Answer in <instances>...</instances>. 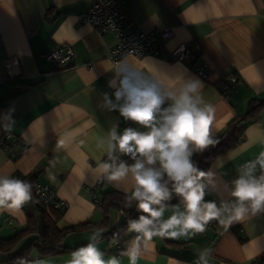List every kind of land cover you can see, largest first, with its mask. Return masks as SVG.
Here are the masks:
<instances>
[{
  "label": "crops",
  "instance_id": "1",
  "mask_svg": "<svg viewBox=\"0 0 264 264\" xmlns=\"http://www.w3.org/2000/svg\"><path fill=\"white\" fill-rule=\"evenodd\" d=\"M123 1L141 31L174 30L175 38L165 47L167 56L181 43L191 45L190 62L148 58L202 82L205 101L216 108L212 135L220 137L234 119L242 122V142L214 158L207 169L216 174V187L208 190L205 200L219 203L230 199L225 185L236 178L241 164L264 150V145L253 143L264 130V108L258 121L243 119L252 101H264V0ZM91 5V0H0V142L9 135L15 145L13 153L0 145V175H27L43 169L40 183L50 186L66 205L59 229L95 225L69 234L63 242L68 250L63 253L38 258L47 264H66L71 252L87 244L95 231L102 233L97 246L105 259L116 256L110 236L124 223V215L114 208L102 226L103 206L95 201L111 191L124 194L131 189L130 180L100 183L94 171L97 162L106 159L103 141L109 128L118 124L120 129L126 121L118 112L101 106L102 94L113 92L108 82L115 63L108 52L115 40L112 34L99 36L92 26L81 22ZM59 47H71L75 54L65 69H57L47 59ZM17 57L21 65L13 67L11 75L5 64ZM129 58L138 62V58ZM202 64L210 74L207 81L194 70ZM232 74L239 83L225 97L222 77ZM6 123H11L10 132L5 131ZM236 152L239 155L231 159ZM170 214L166 212L165 218ZM27 215L37 218L30 204L0 214V240L23 230ZM210 224L205 234L191 239L154 237L138 264H196L203 249L211 251L209 264H252L264 258V212L228 227L215 220ZM134 235L129 233L126 241ZM9 259L10 255L0 253V264H9ZM120 259L121 264H129L126 257Z\"/></svg>",
  "mask_w": 264,
  "mask_h": 264
},
{
  "label": "clouds",
  "instance_id": "2",
  "mask_svg": "<svg viewBox=\"0 0 264 264\" xmlns=\"http://www.w3.org/2000/svg\"><path fill=\"white\" fill-rule=\"evenodd\" d=\"M111 73L108 86L113 92L102 94L101 106L137 127L120 131L113 124L109 128L103 141L106 159L98 161L94 171L97 180L131 181L125 207L135 205L140 214L127 221V231L136 235L125 242L119 256L105 259L97 246L102 233L95 231L87 244L71 252L66 264H121L120 257L138 264L154 237L191 239L204 233L213 220L228 227L264 212V150L241 164L236 178L225 185L230 199L219 203L205 200L208 190L216 187V174L201 170L192 157L219 140L211 133L216 108L205 101L200 80L162 68L151 58H138L137 62L127 54L115 62ZM4 128L10 132L11 123ZM253 143L264 145V130ZM236 155L239 153L231 159ZM173 196L179 197L176 205L168 203ZM32 199L29 182L0 175V214L17 212ZM166 212L171 213L167 218ZM111 243H119L117 234ZM210 256V249H203L196 264H209ZM20 264L47 262L21 259Z\"/></svg>",
  "mask_w": 264,
  "mask_h": 264
},
{
  "label": "trees",
  "instance_id": "3",
  "mask_svg": "<svg viewBox=\"0 0 264 264\" xmlns=\"http://www.w3.org/2000/svg\"><path fill=\"white\" fill-rule=\"evenodd\" d=\"M239 83V79H238ZM264 108V101H252L249 105V110L246 116L243 118L246 120L258 121L260 114ZM242 122L239 119H234L231 125L226 131L222 133L220 137H217L219 143L214 146H209L202 153H197L193 160L197 163L198 167L207 171L212 160L222 154L229 153L234 150L237 145L242 142V133L239 132V126ZM4 136L0 145L8 152L13 153L15 145L12 138ZM20 155V154H19ZM16 156L15 159H17ZM43 174V169L36 168L35 171L24 175L14 174L11 177L25 180L32 185L33 199L28 204L35 207L37 211V218L33 215H27V224L23 230L17 231L12 238L0 240V253L5 252L10 255L8 260L9 264H20L21 259L35 260L38 258H44L55 254H61L63 251L68 250L64 245L65 238L75 231L85 230L88 226H95L94 224H81L75 225V227H68L59 229L58 221L62 217V214L66 210V206L56 207L54 205H47L45 199L35 192V185L41 184L40 179ZM103 206L105 222L102 226H105L108 221L109 212L118 208L122 210L124 215V223H122L111 234L112 241L114 234L118 235L119 242L125 246L126 238L130 232L127 231V221L129 219H135L140 214L135 205L130 208L125 207V193L122 194L118 191H111L110 193L103 194L100 198ZM170 205L178 204L179 197L173 196L172 200L168 202ZM25 241L21 247L20 243Z\"/></svg>",
  "mask_w": 264,
  "mask_h": 264
},
{
  "label": "built area",
  "instance_id": "4",
  "mask_svg": "<svg viewBox=\"0 0 264 264\" xmlns=\"http://www.w3.org/2000/svg\"><path fill=\"white\" fill-rule=\"evenodd\" d=\"M91 3V8L80 17V20L81 22L92 26L101 37L107 34L113 35L115 45L111 47L108 52L109 58L112 62L115 63L126 54L129 57L133 56L141 59L143 57L160 56L167 62L191 61V45L187 43H181L174 48L168 56L165 54L167 43L175 38V33L172 28L167 27L152 32L141 31L132 22L130 8L123 0H91ZM74 57L75 54L71 47H59L53 52L47 54V59L52 62L57 69L67 68L71 61H73ZM20 65L21 60L19 57L12 58L5 64L6 69L9 70L11 75L12 68ZM194 70L202 80L207 81L209 79L210 74L207 72L204 64L195 66ZM222 83V94L225 97H228L229 91L238 83V78L234 74L223 76ZM120 127V131H122L125 127H137V125L133 124L131 121H127L121 124ZM8 137L11 138L9 135ZM5 151L8 152L7 149H5ZM122 159L126 160L129 164L132 162L128 157H122ZM103 181L104 180H101L100 183ZM34 188L36 194L41 195L45 199L47 205L50 204L56 207L64 206L58 201L56 193H54L50 186L36 184ZM95 203L98 207H102L101 201L96 200ZM211 226L212 225L209 223L207 230H209ZM112 247L115 248L114 253L116 256H119V252L124 246L119 242ZM252 264H264V258L258 259Z\"/></svg>",
  "mask_w": 264,
  "mask_h": 264
}]
</instances>
